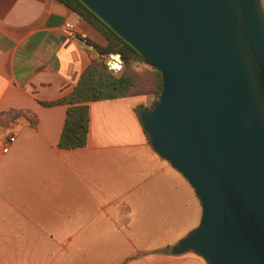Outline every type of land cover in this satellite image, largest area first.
I'll list each match as a JSON object with an SVG mask.
<instances>
[{"label":"crops","instance_id":"1","mask_svg":"<svg viewBox=\"0 0 264 264\" xmlns=\"http://www.w3.org/2000/svg\"><path fill=\"white\" fill-rule=\"evenodd\" d=\"M64 22L105 45L57 0H0V141L14 136L7 152L0 143V238L114 237L129 248L109 264H206L191 251H157L199 221L201 205L151 148L135 110L145 97L90 101L86 145L57 147L66 105L42 102L68 94L95 59Z\"/></svg>","mask_w":264,"mask_h":264},{"label":"water","instance_id":"2","mask_svg":"<svg viewBox=\"0 0 264 264\" xmlns=\"http://www.w3.org/2000/svg\"><path fill=\"white\" fill-rule=\"evenodd\" d=\"M156 68L139 114L200 219L170 247L207 264H264V9L260 0H81Z\"/></svg>","mask_w":264,"mask_h":264},{"label":"trees","instance_id":"3","mask_svg":"<svg viewBox=\"0 0 264 264\" xmlns=\"http://www.w3.org/2000/svg\"><path fill=\"white\" fill-rule=\"evenodd\" d=\"M83 20L91 24L105 39V45H97L87 40L100 53L119 52L123 59L124 69L117 75L108 71L99 59H93L81 72L79 79L71 91L65 96L43 105L65 104V118L57 141L60 149L82 148L86 145L89 129V102L93 100L115 98L133 95L136 88L135 79L129 71L135 64H146L142 56L103 20L93 13L81 0H57ZM148 65V64H147ZM154 71L151 94L154 95L149 105H137L135 110L139 115L149 111L157 102L162 89L160 72L148 65ZM171 247V246H170ZM170 247L158 249L163 253H171Z\"/></svg>","mask_w":264,"mask_h":264},{"label":"rangeland","instance_id":"4","mask_svg":"<svg viewBox=\"0 0 264 264\" xmlns=\"http://www.w3.org/2000/svg\"><path fill=\"white\" fill-rule=\"evenodd\" d=\"M129 74L133 76L136 83L132 94L145 97L143 105H149L154 98L150 86L154 80V71L147 64L141 63L135 64ZM197 223L188 230L195 227ZM138 240L140 243L149 242V248H154L156 244L153 242L154 239ZM125 242L126 239L114 237L0 238V264H109L118 260L125 249L129 248ZM170 246H162L159 249Z\"/></svg>","mask_w":264,"mask_h":264},{"label":"built area","instance_id":"5","mask_svg":"<svg viewBox=\"0 0 264 264\" xmlns=\"http://www.w3.org/2000/svg\"><path fill=\"white\" fill-rule=\"evenodd\" d=\"M63 32L68 37H76L79 40L83 41V43L87 47H93L87 40V36L84 32L78 31L77 28L73 23L70 22H64L62 27ZM94 58L99 59L106 67L108 71H110L113 74L119 73L123 70L124 64L122 56L119 52H108V53H100L97 50L94 51ZM14 136L9 135L7 137V140L0 141L2 144V152L5 153L8 150V143L13 141Z\"/></svg>","mask_w":264,"mask_h":264}]
</instances>
